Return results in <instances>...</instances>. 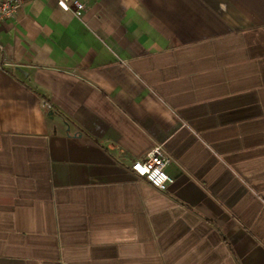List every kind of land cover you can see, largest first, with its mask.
Segmentation results:
<instances>
[{
    "label": "crops",
    "instance_id": "obj_1",
    "mask_svg": "<svg viewBox=\"0 0 264 264\" xmlns=\"http://www.w3.org/2000/svg\"><path fill=\"white\" fill-rule=\"evenodd\" d=\"M81 1L0 25V264H264V0Z\"/></svg>",
    "mask_w": 264,
    "mask_h": 264
},
{
    "label": "built area",
    "instance_id": "obj_2",
    "mask_svg": "<svg viewBox=\"0 0 264 264\" xmlns=\"http://www.w3.org/2000/svg\"><path fill=\"white\" fill-rule=\"evenodd\" d=\"M31 0H0V25L15 19L20 9ZM58 7L72 13L77 19L82 20L86 14L87 7L81 0H55ZM171 159L161 146L154 147L145 159L136 160L131 171L138 177L145 179L159 191H165L174 180L166 169Z\"/></svg>",
    "mask_w": 264,
    "mask_h": 264
}]
</instances>
